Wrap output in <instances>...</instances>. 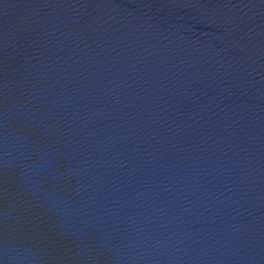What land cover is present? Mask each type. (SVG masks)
I'll list each match as a JSON object with an SVG mask.
<instances>
[{
	"label": "water",
	"instance_id": "water-1",
	"mask_svg": "<svg viewBox=\"0 0 264 264\" xmlns=\"http://www.w3.org/2000/svg\"><path fill=\"white\" fill-rule=\"evenodd\" d=\"M0 264H264V0H0Z\"/></svg>",
	"mask_w": 264,
	"mask_h": 264
}]
</instances>
